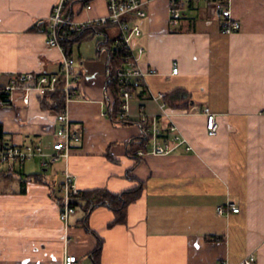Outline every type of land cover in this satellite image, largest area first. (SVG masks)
<instances>
[{
    "label": "crops",
    "instance_id": "obj_1",
    "mask_svg": "<svg viewBox=\"0 0 264 264\" xmlns=\"http://www.w3.org/2000/svg\"><path fill=\"white\" fill-rule=\"evenodd\" d=\"M143 1L148 17L139 21L137 42L146 47L141 66L149 75L130 102L135 118L121 124L109 112L110 44L119 35L111 25L94 27L76 43L78 94L68 106L83 136L70 160L79 190L119 194L142 184V196L129 206L126 223L115 224L108 206L86 222L82 201L66 224L57 199L65 164L46 169L34 159L17 178H0V264H64L69 255L79 264H241L250 254L264 264V0H231L241 23L232 34L222 33L213 0L182 4L178 31L169 23L171 0ZM58 2L0 0V86L17 74L60 72L61 50L37 28ZM108 14V0H93L90 11L76 4L74 18ZM10 100V108L0 107V142H34L52 152L61 126L54 110L42 106L37 91L29 105L20 91ZM205 108L217 115V136L208 134ZM141 112L165 132L176 125L192 150L133 157ZM35 174L44 181L25 180ZM229 203L240 212L220 214Z\"/></svg>",
    "mask_w": 264,
    "mask_h": 264
},
{
    "label": "built area",
    "instance_id": "obj_2",
    "mask_svg": "<svg viewBox=\"0 0 264 264\" xmlns=\"http://www.w3.org/2000/svg\"><path fill=\"white\" fill-rule=\"evenodd\" d=\"M73 0H59L54 12L49 20L50 27L45 31L38 24V30L47 34L48 44L58 47L62 52L61 69L58 73H22L12 77L11 82L4 86L5 92L9 96L20 91L24 94V102L29 105L32 95L35 91L44 98L47 94L62 92L66 96V107L62 113L57 114V120L61 126L57 130V140L53 144V151L47 152L45 148L38 143L12 144L0 142V171L19 174L25 165L34 160L40 159L44 168L49 169L57 162L63 161L65 164L63 170V182L61 184V195L63 197L61 206V219L66 224L71 216L75 214L78 207L74 205V199L82 194L76 182V176L70 170V160L72 151L78 148L83 141L82 134L74 128L70 119L68 106L78 94L77 81L78 69L75 57L69 55L63 44V39L77 37L88 28L113 26L118 29L119 35L114 41V48L124 49L128 54L124 58V64L117 68L112 76V80L119 86V96L121 100V112L117 117L118 121H132L134 115L130 114V102L134 98L135 91L146 86L149 73L141 66L142 57L146 53V47L137 41L143 35V29L140 20L148 17V11L145 9L143 0H108L109 14L102 18L77 21L74 17L66 14L67 5ZM200 0H171L170 7V27L172 31H178L182 24L184 14L181 5L185 3L196 2ZM221 16V30L223 34H232L241 29L240 21L236 20L232 12L231 0H213ZM82 4L83 10L93 9V0ZM76 3V4H78ZM75 4V5H76ZM75 5L73 12L75 14ZM1 40V38H0ZM174 74L179 73V67L176 65ZM63 85H59L60 80ZM110 77L108 78V82ZM111 105V112L114 104V97L108 88ZM165 94H161L157 99H164ZM4 104V103H2ZM54 105V101L50 100ZM167 107V103H163ZM204 113L207 116V130L210 136H217L220 132V124L217 115L210 108H205ZM165 116L169 114L165 113ZM140 117L142 125L149 124L147 133L150 138L146 141L143 150L138 152L140 157L148 155H169L175 153L182 146L187 151L192 150L187 140L179 132L176 125H172L168 132H165L157 122V118L149 121L148 115L141 112ZM227 208L235 213L240 212V208L229 203L227 207H220V214L227 213ZM257 257L250 254L241 264H255ZM64 264H79V258L76 255H69L65 258ZM217 264H228L225 261Z\"/></svg>",
    "mask_w": 264,
    "mask_h": 264
},
{
    "label": "trees",
    "instance_id": "obj_3",
    "mask_svg": "<svg viewBox=\"0 0 264 264\" xmlns=\"http://www.w3.org/2000/svg\"><path fill=\"white\" fill-rule=\"evenodd\" d=\"M92 0H73L67 5L66 14L70 17H74L73 7L78 2H84L87 3ZM40 27H42L45 31L49 30L50 23L49 22H42L39 24ZM93 28L86 29L82 34H80L77 37L73 38H65L63 39V44L65 45V48L67 50V53L71 56L74 54V49L77 42H82L86 37L87 33ZM99 29V28H98ZM111 42V41H110ZM114 41H112V45L110 44V57L108 62V72L110 80L108 82V88L110 89V92L112 93V96L114 97L115 101L113 104V108L110 112L111 118L121 124H128L130 122L127 121H118L117 117L121 112V100L119 96V86L117 82L112 80V76L119 68L124 64V58L128 54L124 49H118L114 48ZM63 80H60L59 85H63ZM50 100L54 101V105L50 104ZM4 103V104H2ZM42 106L45 109H53L56 114H60L63 112V110L66 107V96L62 92H56L54 94H47L44 98L41 100ZM0 107L2 108H10L11 107V100L8 93L5 92V89L3 86H0ZM149 124L142 125L143 127V134L141 138L136 139L130 143V154L140 159V156L138 155V152L140 150H143L145 147L146 141L150 138V136L147 133V128ZM43 174H35L29 177H26L25 180H37V181H44L42 178ZM0 178H17L16 174L7 173V172H0ZM22 184H24V178L20 179ZM143 193V185L140 184L138 187L119 193H111L106 189H95L87 192H82V194L74 199V205L79 207L82 205V201H85L86 204V211L87 216L85 221L87 222L89 219L90 213L101 206H108L110 207L115 215H116V221L115 224L120 223H126L127 222V213L129 206L136 202ZM57 199L60 204H62L63 197L57 196ZM102 250V243H100L98 249L93 253V257L96 260V262L99 263V256L101 254Z\"/></svg>",
    "mask_w": 264,
    "mask_h": 264
},
{
    "label": "rangeland",
    "instance_id": "obj_4",
    "mask_svg": "<svg viewBox=\"0 0 264 264\" xmlns=\"http://www.w3.org/2000/svg\"><path fill=\"white\" fill-rule=\"evenodd\" d=\"M92 44H94V43H91V45H87L86 47H84V48H83V52H84L85 48H86V49L93 48V45H92ZM76 48H77V51H76L75 55L78 56L80 52H79L78 47H76Z\"/></svg>",
    "mask_w": 264,
    "mask_h": 264
}]
</instances>
